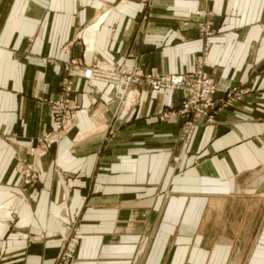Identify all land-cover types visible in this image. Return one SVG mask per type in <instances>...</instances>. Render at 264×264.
<instances>
[{
    "label": "crops",
    "instance_id": "0c3cea01",
    "mask_svg": "<svg viewBox=\"0 0 264 264\" xmlns=\"http://www.w3.org/2000/svg\"><path fill=\"white\" fill-rule=\"evenodd\" d=\"M83 55L164 74L206 59L219 96L241 93L187 140L183 91L143 84L116 113L113 84L77 72L76 125L26 184L16 160L53 127L65 64ZM10 200L0 264H56L73 231L71 264H264V0H0V206Z\"/></svg>",
    "mask_w": 264,
    "mask_h": 264
},
{
    "label": "built area",
    "instance_id": "2783aa9c",
    "mask_svg": "<svg viewBox=\"0 0 264 264\" xmlns=\"http://www.w3.org/2000/svg\"><path fill=\"white\" fill-rule=\"evenodd\" d=\"M213 29L212 23L209 22L202 26L205 35H209ZM65 70L66 75L61 81L60 94L51 101L53 127L32 138L26 155L18 156L16 160L15 171L23 177L26 184L38 183L40 160L75 127L76 110L79 104L74 98L73 76L77 72L82 73L90 83L94 80H103L113 84L115 94L112 100L117 103L116 113H125L138 103L140 86L143 84L154 90L183 91L184 96L178 111L187 117L184 125V136L187 140L192 138L193 131L200 120H209L217 107L219 97H223V102L231 103L241 93L237 88H231L219 96V86L210 73L206 59L198 61L193 71L164 74L140 65L120 67L104 60L89 62L83 55L80 61L67 62ZM77 242V236H72L69 242L72 247L60 255L58 264H70L74 256L73 247Z\"/></svg>",
    "mask_w": 264,
    "mask_h": 264
},
{
    "label": "rangeland",
    "instance_id": "374dc122",
    "mask_svg": "<svg viewBox=\"0 0 264 264\" xmlns=\"http://www.w3.org/2000/svg\"><path fill=\"white\" fill-rule=\"evenodd\" d=\"M85 39V38H84ZM90 53H92L93 54V51L92 52H90V51H87V55L88 54H90ZM100 59V58H99ZM98 59V60H99ZM88 61V60H87ZM100 61V60H99ZM90 62V61H89ZM90 83V82H89ZM75 120H76V117H75ZM75 125H76V122H75ZM13 200V199H12ZM12 200H10L9 202H6V203H4V204H2V206H0V209L3 207V208H7V207H10L11 205H12ZM73 234H75V231H73V233H71L70 234V236H69V238H68V240H67V242L66 243H64L63 245H62V253H64V252H67L68 251V248L69 247H72L70 244H69V242H70V239H71V236L73 235ZM78 247H79V243L77 242L75 245H74V247H73V255H75L76 253H77V251H78ZM57 264H58V261H57ZM70 264H71V262H70Z\"/></svg>",
    "mask_w": 264,
    "mask_h": 264
},
{
    "label": "bare ground",
    "instance_id": "6f19581e",
    "mask_svg": "<svg viewBox=\"0 0 264 264\" xmlns=\"http://www.w3.org/2000/svg\"><path fill=\"white\" fill-rule=\"evenodd\" d=\"M88 32H89V36L92 35V30H89ZM90 39H91V37H90Z\"/></svg>",
    "mask_w": 264,
    "mask_h": 264
}]
</instances>
